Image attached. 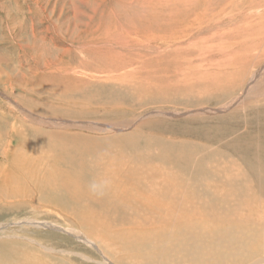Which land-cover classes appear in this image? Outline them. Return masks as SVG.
Masks as SVG:
<instances>
[{
	"label": "rangeland",
	"instance_id": "1",
	"mask_svg": "<svg viewBox=\"0 0 264 264\" xmlns=\"http://www.w3.org/2000/svg\"><path fill=\"white\" fill-rule=\"evenodd\" d=\"M147 1L151 2L150 0ZM147 1L146 4L148 3ZM167 1L169 2V6L163 8V13L170 11L172 5L179 7L185 5L184 10L187 16L182 21L185 26L182 25L180 29L178 28L174 31V35L179 34L177 36L179 38L181 37L180 40H182V43L179 46L170 38L171 32L166 36V39L171 43V47L167 50V56L159 66L164 65L167 67L163 70L161 69L164 74V80L161 77V82L164 84L170 83V85L165 87L161 82L160 84L157 83L156 86H159L156 89L163 90L154 91L150 82L144 83L143 86L140 85V83H143V79L141 78L143 75H148L150 78L151 76L149 74L153 72L156 76L155 79H157V76L159 77L156 72L159 69L152 71L146 67V63L139 62V67L134 65V63H128L125 66L127 68H123L124 70L120 68L119 71L109 72L111 71L109 69L111 57H109L105 63L100 64L106 67L104 73L94 69H84L79 66L93 58L92 54L85 48V42L82 39L87 38L89 35L93 37L98 35V31H94L96 34L93 32L90 33L93 26L97 27L96 23L98 19L102 18L112 8L117 9L118 7H122L126 9L127 13L132 15V20L133 12L136 9L138 10V8L140 10L146 4L139 3L137 0H0V163L4 161L7 165L11 163L10 165H14L12 175L16 174L17 177L21 176L18 178L20 180L19 183L12 191L3 192V187L0 184V226H6L0 229V253H3L2 258H7L6 264H107L104 261L102 253L110 259L107 260L109 264H167L164 260H161L164 255V249L162 246H159L158 242L148 243L143 241L142 238H139L124 242L125 244L122 245L117 242L113 247L107 241L112 246L110 251L105 247L106 241H101V238H98L99 236L97 234L88 233L80 225H77L78 227L74 226L76 225L75 223H78L77 220L69 219L71 216L65 215L64 212L61 214L63 210L71 209L68 202L70 193H79L77 196L87 194L92 198L95 194L101 197L104 193L100 194L99 191L91 192L90 190V184L95 181L96 169L90 173L77 172L72 157L74 151L70 143L68 146L64 144L66 147L59 145L58 156L51 160L52 155H49L48 152L53 153L52 147L48 143L46 144V141L39 139L40 133H45L46 135L49 133L47 136L49 139L52 137V139L54 138L53 140L59 142L61 137H58V135L64 136L65 134L64 138L66 140L76 134H85L88 136V139L86 137L84 139L92 140L95 146H100L105 150L107 148L110 151L119 150L120 146L123 145H120L119 140L130 137L131 142H133L132 147H135L137 149L136 151L148 145L149 150L147 152H150L149 154L153 156L160 155L161 152L171 153L181 148H184L186 151L191 149L196 153V156L194 155L196 159H206L208 161L207 167L216 165L213 162L220 158L228 162L230 159L236 157L234 153L236 149L254 142L253 139L233 142L231 147L232 151L225 147L226 144L235 138L236 134L245 131V125L242 120L245 113L242 106L243 101H248L251 96L254 98L253 96L262 92L255 93V90H259V87L260 89L264 87V60L251 66V72L245 84L237 83L239 82V78L235 75L234 78L237 84L235 88H232L226 94H223L227 91L225 89L234 83L233 77L230 76L229 64L226 66V69L229 71L227 70L226 72L230 75L227 76L224 73H214L211 69L206 70V78H216L215 76H217L218 78L216 80L220 85L217 86L216 90L209 92V95L205 91L197 92L195 90L196 86L198 87L200 84L199 80L201 78V75L196 72L199 69L202 70L203 66L195 70V75L193 73V66L213 60L203 59L204 61H201V59H196L193 61L191 60L193 56L190 55V53L196 51L197 46L202 44V38H205V34L206 36L208 35V29H217L216 23L218 21L220 24H229L231 11H238L233 8V2H240L241 0H232L231 7L230 0H189L190 2L188 0H161L163 3H167ZM129 5L133 6V8H130ZM258 7H254L252 11H259ZM177 15L178 18L183 19L182 13L177 12ZM149 17L150 21L159 22L155 19L153 12ZM113 19V17L110 18L111 22L117 24ZM185 22L188 23L186 24ZM199 25L206 26L203 27V30L196 31L193 29L194 26ZM99 30L102 29L99 28ZM116 32L114 27H111V29L106 31L104 36L102 35L103 37L97 36L94 40L99 39L96 41L97 45L103 50L108 51L112 48L111 38L115 37ZM118 33L122 37H130L127 51L134 52L136 50L135 53L140 54L141 51L151 52L153 49L152 46H149L150 49H147L144 45L146 36L147 38L153 37V32L146 36L143 34L130 35L125 31V27L121 25ZM213 38V40H207L209 44L206 40H203L208 46H211V44L212 46H219V38H216V35ZM134 41H139L140 43L138 42V44ZM191 41H193V45L190 47ZM222 43H224V40ZM220 47L222 48L221 45ZM226 50L227 48H224L225 52ZM188 52L190 56L186 55ZM175 54H178V56H175ZM207 54L204 56H207ZM100 55L102 58H105V54L100 53ZM210 55L212 56V54ZM213 56L215 58L219 56L218 58L220 59L224 56V59H221L223 63L225 60H230L227 53H224V55H221V53H218V55L213 54ZM188 58L191 61L185 66V61ZM178 68H181V71L180 69L177 71L176 69ZM138 69H140V72H137L139 71ZM226 69L225 66L220 65L217 66L216 71L223 72ZM131 70L133 71V75L131 74ZM145 70H148V74ZM175 70L176 72L180 71V73H175ZM203 73L204 71L201 72V74ZM177 74L178 78H176ZM180 75L182 78L179 77ZM255 75L259 78L253 81V76ZM137 77L140 79L137 80ZM171 77L173 78L170 79ZM212 79L209 80L211 81ZM129 80L136 81L135 85L133 84L134 81L130 82ZM192 80L194 82L196 81L195 84L197 85ZM177 81L180 82L178 83ZM210 81L206 84H209ZM136 83L140 86L137 87ZM180 83H185V85H189L190 87L180 85ZM177 84L179 85L177 86ZM250 85L254 89L251 90L252 93L246 92L247 95L249 94L247 96L245 90ZM122 86L126 88L124 87L125 89H123L121 88ZM130 86L134 87L132 89L135 93L128 92V87ZM167 87L171 88H168L171 92L168 91ZM173 87L178 89H172ZM174 90L176 92L178 91L179 96ZM191 90H195L197 93L194 91L191 93ZM233 90L236 91L234 92ZM139 91L142 92L140 93ZM163 91H166L165 96H155L154 92L164 94ZM188 91L191 92L189 93ZM171 93L176 95L177 101L174 102L173 100L175 99H171V95H169ZM185 93L188 94L187 98L183 95ZM115 96H119V99L115 98ZM241 97L245 98L241 100ZM185 98H189V101ZM162 99L165 100V103L161 102ZM99 101L103 103L101 104ZM132 101L133 104H131ZM233 101L237 102L233 103ZM188 102H191V104ZM119 108L122 110H119ZM233 122L236 124L232 128L233 134L230 131L225 132L224 130H227ZM56 133L57 136H55ZM168 134L172 136H168ZM107 138L111 142L113 141V143H110ZM177 138H179V141ZM223 142H226L224 147L221 144ZM129 148V146H126V149L129 150ZM212 151L216 152L213 158H211ZM15 155L18 158H15ZM169 155L167 154V156ZM131 156L133 159L134 154L132 153ZM26 159L30 161V164L33 162L34 166H36L35 169L37 171L35 173L33 172L34 166L31 165L27 166L29 169L26 168L20 172L18 169H15L16 165L22 164V161L25 162ZM178 160L180 161L181 159L178 158ZM96 161L98 162V160ZM237 162L239 161L237 160ZM36 163L39 165L37 166ZM132 163L138 165V163ZM147 164L149 165V163ZM164 164L168 165L169 163ZM191 164L193 165L192 160L190 162ZM140 165L144 166L143 163H140ZM238 166L242 167L241 164ZM184 170L185 168L183 172ZM29 174H35L32 175L31 180L29 179ZM43 179L47 181L49 189L54 194L66 198L64 201L52 199V204L59 207L57 212L55 208H52L54 205L50 206L46 204L41 193L33 187L34 182ZM64 179L70 180L73 186L78 188H70L71 191L67 192L61 184ZM186 179L198 190L197 186L200 182L191 177L190 170ZM28 181H31V183ZM105 187H107V184ZM87 198L85 199L87 200ZM85 199L80 198V202ZM226 202L225 206L230 204L228 200ZM262 202L263 205H260V199L257 200L259 206H264V200ZM93 207L102 216L104 224L100 228L103 232H119L122 231V227L125 228L128 225L129 220H119V218L114 217L101 206L93 205ZM243 213L248 214L246 211H243ZM256 213H261L262 222L258 223L251 216V223L244 225L239 230L251 231L253 235L264 234V207H260L259 210H256ZM27 220H43L54 223L56 226L55 228L39 227L29 224ZM138 223L129 222L130 226L123 229L127 231L125 234L131 232L136 225L137 228H140ZM76 229L82 232L85 231V234L87 232L84 236H89L88 238H91V241H85L83 238L77 239L73 234L69 233V231ZM100 243L102 244L100 245ZM157 248H159V259L149 260L154 258L153 252ZM248 248L249 250H247ZM245 250L247 251L237 253L232 249L228 250L223 255H226V253L228 255L229 253H234L236 255V257H232L234 260L216 262L217 264H257L259 260L264 259V244L260 246L256 245L254 238H250L249 243L245 244ZM18 254L21 256L23 254V259L26 260L22 258L14 260L15 257H18ZM213 257L216 258L218 256ZM140 260H148V262H140ZM173 261L176 262L177 260ZM182 264L187 263L182 262Z\"/></svg>",
	"mask_w": 264,
	"mask_h": 264
},
{
	"label": "bare ground",
	"instance_id": "2",
	"mask_svg": "<svg viewBox=\"0 0 264 264\" xmlns=\"http://www.w3.org/2000/svg\"><path fill=\"white\" fill-rule=\"evenodd\" d=\"M137 1L142 4H146L147 0H137ZM150 1L151 2L147 1L148 3L146 4V6H142L140 10L138 8V10L136 9L133 12L132 20H131L132 15L130 13H127L126 9L122 7H118L117 9L112 8L111 10H109L108 13L103 15L102 18L98 19L96 23L97 27L93 26L90 33L92 32L94 33V31H98L97 36H102V35L104 36V34L106 33L108 29H111V27H114L115 31L117 32H116V35H114L115 37L111 38L112 48L108 51H105L102 48H100L96 43V41H98L99 39L94 40V38H96L97 36L93 37L89 35L87 38H83L82 41L85 42L84 43L85 48L87 49L89 53L92 54L93 58L79 66L84 69H94L98 72L104 73L106 67L101 66L100 64L105 63L109 57H111V61L109 62V69L111 71L109 72L119 71L120 68L123 69L128 63H134V65H137L138 67H139V62L146 63L145 64L146 67L152 71L159 69L158 71H156L159 77L157 76V79H155L156 76L155 74H153V72L152 74H149V76H151L150 78L148 77V75H143L141 76V78L143 79V83H140V85L143 86L144 83L150 82V85L152 86L154 91H157L158 89L156 88L159 85L156 86V84L157 83L160 84L161 77L164 76V74L162 73V70L167 68L164 65L162 66H159V65L162 64V62L167 56V50L171 47V43L166 39V36L171 32L170 38L172 39V41H174L177 46H179L182 43V40H180L181 37L179 38L177 36L179 34L174 35V31L177 30L178 28L180 29V27L183 25L182 21H184L187 14L185 15V10H184L185 5H183L182 7H179L177 5H174V6L172 5L170 11H168L167 13H163L162 11L163 8L169 6L168 1L167 3H163L161 2V0H150ZM231 2L232 0H230L229 2L230 7L232 6ZM256 6H259L258 7L259 11H256V12L254 10L252 11V9ZM129 7L133 8V6L131 5H129ZM233 8L237 9L238 11L237 12L231 11V15L229 16V24H226V23L220 24L218 21L216 23L217 29L215 28L208 29L207 30L208 35L206 36L205 34V38L204 37L202 38V44L196 47L195 52L190 53V55L193 56L191 58V60L193 61L196 59H201V61H204L203 59L213 60V61H205L204 64L200 63L199 65L193 66L194 75H195V70L203 66L202 70L199 69V71L197 70L198 72H196L197 74L201 75L200 80L198 78L200 84L198 85V87L197 86L196 88L194 87L197 92L205 91L207 92V94L210 95L209 92L216 90L217 86L219 85V83L216 80L218 78L217 76H215L216 78L209 76L210 77L209 79L213 78L211 81L208 78H206L207 77L206 70L211 69V71H213L214 73H217V74L224 73L226 74V76L231 74L230 76L233 77L234 83L232 85H229L230 86L229 88L227 87L225 89V91L227 90L225 93L222 92L223 94H226L229 90H231L232 88H235L237 83L245 84L246 83L245 81H247L246 79L248 78V75L251 72V68H252L251 66L256 65L257 63H260L261 61L264 60V0H241L240 2L234 1ZM152 12L155 15V19L159 22L150 21L149 16ZM177 12H180L183 14L182 20L178 18L179 14L177 15ZM111 17L114 18L113 21L117 24H113L111 22L110 20ZM197 24H200V23H197ZM121 25L125 27V31L128 32L130 35L131 34H143L146 36V35H149L151 32H153L154 36L151 38L150 37L147 38L146 36L145 42H144L145 47L147 49H150L149 46H152L153 51L151 50V52L149 51L142 52L139 49L141 51L140 54L135 53L136 52L135 49H134L135 50L134 52L127 51V49L129 48L130 37H122L121 35H119L118 32H119V28ZM204 26L202 25L194 26L193 29L196 31L203 30ZM99 28H101L102 30H99ZM94 34H96V32ZM215 35H216V38L217 37L219 38V41H220L219 43L222 46V48L220 47V45L219 46L217 45L212 46V44L211 46L207 45L208 43L207 40H210V39L213 40L214 39L213 37H215ZM203 39L206 40L207 43L204 42ZM134 40H137V39H134ZM223 40H224V43H222ZM134 42L138 43L139 41H134ZM192 45H193V41L190 42V47ZM224 48L225 49L227 48L226 52L224 51ZM100 53L105 54V58H102ZM218 53H221V55H224V53H227V55H229L228 58H230V60L228 59L227 60L228 62L225 60L224 63L221 62L222 61L221 59L222 58L224 59V56L223 57L220 56L222 57L221 59L218 58L219 56L217 58L213 56V54L218 55ZM206 54L207 56H204ZM210 54H212V56ZM186 55L190 56L189 52ZM175 56H178V54H175ZM191 60H189L188 58L185 61V66L188 65L189 61ZM228 64H229L230 74L226 72L228 70L226 69V66H228ZM129 65H132V64H129ZM220 65L225 66L226 70H224L223 72H217L216 68L217 66H220ZM174 67L177 68L176 66ZM179 69L181 71V68H178L176 70L178 71ZM138 70L139 71L137 72H140V69ZM176 70H175V73H180V71L176 72ZM147 71L145 70L146 73ZM202 71H204L203 74H201ZM123 73H121V75H123ZM132 73L133 71L131 72V74ZM181 75L179 77H181ZM235 75L236 77L239 78V82L237 83H236V79L234 78ZM124 78L126 79V77ZM172 78L173 77H171L170 79ZM176 78H178V74ZM253 78H254L253 79L254 81L256 79L258 80L259 77L255 75L253 76ZM127 79L129 78L127 77ZM138 79L140 78L137 77V80ZM170 79H168V81H170ZM163 80H164V77H163ZM173 80H177V79H173ZM183 80H182V83H183ZM129 81L131 82L134 80H129ZM208 81H210V83L206 84L208 83ZM52 82L54 81L52 80ZM135 82L136 81H134L133 83L134 85H135ZM172 83L175 84L174 81H172ZM182 83H180V85ZM121 85H118V86H121ZM140 85H137V87ZM164 85L166 87L167 85H170V83H167V84L165 83ZM178 85L179 84H177V86ZM182 85H185V83ZM125 86L127 87L126 84ZM125 86H122L121 88L125 89L126 88ZM185 86L188 88L190 87L189 85H185ZM130 87H128L129 89L127 88L129 90L128 92L129 93L134 92V90L132 89L134 87H131V88ZM174 87L172 89H176V90L178 89ZM168 88L170 87H167V89ZM170 89H168V91ZM181 89L184 90L183 88ZM253 89L254 88L251 87L250 85L246 90L245 89L244 90L246 93V92H251V90ZM262 89H260L259 87V90H255V93L260 92V91L262 92L260 94H256L255 96H253L254 98H252L251 96L252 99L250 98V100L248 101L247 100L243 101L244 103L241 102L243 103L242 106L245 110L244 117L242 119L243 124L245 125V131H242L241 133L236 134L235 138H233L230 143L225 145V143L229 141L228 140L225 143L223 142L221 144H223L222 145L223 147L225 145V147L228 150L232 151L231 147H232L233 142H236L239 140H245V139H253L254 142L250 145H246L242 148L236 149L234 151L236 157L230 159L228 162L223 161L221 158L217 161H214L213 163H216V165H214L213 167H207L208 161L206 159H196L195 157L196 153L191 149L186 151L184 148L183 149L181 148L171 153L161 152L160 155L158 154L156 156L150 155L149 154L150 152L149 153L147 152V150H149L148 145L145 146L143 149L136 151L137 149H135V147H132L133 142H131L130 137L119 140L120 145L123 144L122 146H120L119 150L110 151L109 149L107 150V148L105 150L101 148L100 146H95L92 143V140H87L88 136L85 134L84 135L76 134L74 136H71V138H67L66 140L64 138L65 134L64 136L58 135V137L59 136L61 137L60 142H59L57 140L56 141L53 140L54 138L52 139V137L49 139L47 137L49 133L47 135L45 133H40L41 135H39V139L46 141V144L48 143V145L52 147L53 153L48 152L49 155H52L51 160L55 159L58 156L59 145L66 147L65 145L67 144L68 146V144L70 143L74 151V155L72 154V157L74 159V166L77 172L78 173H81V172L90 173L96 169L95 181H102V180L107 181V187L103 186L100 190H98L100 194L104 193L101 197L98 194H95L94 197L92 198L90 195H87V194H83L84 196H77L79 195V193H75V192L70 193V199L69 201L68 200L67 201L69 202L71 206L70 210L72 211L63 210L61 214L64 212L65 215L71 216L69 219L77 220L79 224L75 223L76 225L74 226L78 227L77 225H80L81 227L85 228V230H87L88 233L97 234L99 236L97 237L101 238V241H106L105 247H107L108 250L110 251H111L112 246L114 247L117 242L118 244L122 245V244H125L124 242H128L132 239L142 238L143 241L148 242V243L158 242L159 246H162L164 249V255L161 258V260H164L165 263L167 264H182V262L187 263V264H217L216 261L226 262L227 260H234V258H232V257H236L234 253H229V255L228 253H226V255H223V253L228 250L232 249L236 253L249 250V248L245 250V244L249 243L250 238H254L256 245L258 246L263 245L264 244V234L253 235L251 231L239 230L244 225L251 223V216H253L258 223L262 222L261 213H258V214L256 213V210H259L260 207L262 208L264 207V206H259V204L257 203V200L260 199V205H263L262 200H264V90ZM162 90L163 89H159L158 91H162ZM195 90L193 91L196 92ZM191 91H188V92L190 93ZM193 91L191 93H193ZM165 92L164 94L156 93V92L154 93H155V96L163 97L166 95ZM150 93H153V92H150ZM186 93L183 95H185L187 98L188 94ZM173 94L171 93L169 95H171V99H175L173 100L175 102L177 101L176 95H173ZM178 94L179 93H177V95ZM58 97L60 98V96ZM118 97L115 96V98L119 99ZM122 97L126 98L125 96H122ZM244 98L241 97V100ZM111 100L113 99L111 98ZM137 101H138V98H137ZM164 101H165L164 99L161 100V102H164ZM99 102L101 103V101ZM235 102L237 101H233V103ZM101 104H98V105H101ZM131 104H133V101ZM159 104L161 103L159 102ZM189 104H191V102ZM119 110H122V109L119 108ZM235 125L236 124L233 122L232 125L227 128V130H224V129L223 130L225 132L230 131L231 134H233L232 128ZM57 133L55 136H57ZM179 134L181 133L179 132ZM170 135L168 134V136ZM84 137H86L87 139H84ZM177 139L179 141V138ZM108 141L110 143H113V141L111 142L110 139ZM126 146L130 147L129 150L126 149ZM28 150L30 151V149ZM15 153L17 154V152ZM132 153L134 154L133 159L131 156ZM167 154H170V155L167 156ZM214 154H216V152L212 151L211 158L214 157ZM16 156L17 155H15V158H18L19 154H18V157ZM178 158H180L181 160L179 161ZM96 160H98V162ZM191 160L193 162V165L192 164L190 165ZM237 160L239 162H237ZM132 162L138 163V165H134ZM5 163H6L5 161L3 163H0V166H2L0 169V184L3 187V192H9L10 190L12 191L13 188L19 183L20 180H18V178H20L21 176L18 175L20 177H17L16 174L12 175V170H13L14 165L13 166L10 165L11 163L7 165ZM140 163H143L144 166H141ZM147 163H149V165ZM164 163H169V164L165 165ZM32 164H30V161H27L26 159L25 162L22 161V164H19V165L15 164L16 165L15 169H18L20 172L22 170H25L27 166L29 165L34 166V164L33 165ZM239 164H241L242 167H239L238 166ZM38 165L39 164H37V166ZM35 167L36 166H34V169H33L34 173L37 171ZM184 168L185 170L183 172ZM189 170L191 172V177L194 180L200 182V184H198L197 186L198 190L192 186L191 182L188 179H186ZM32 175H35V174H29L30 180L32 178ZM28 182L31 183V181H28ZM61 184L65 187L67 192L71 191L70 188H75V189L78 188V187H74L73 183L70 180H66V179H64L61 182ZM24 186L26 187V185ZM33 187L41 193L43 200H45L46 204H49L50 206L54 205L52 204V199H56L58 201L59 200L64 201L66 199L63 196L54 194L51 191V189H49L48 183L45 179L34 182ZM86 197H88L87 200L85 199ZM80 198H83L85 200H82L80 202ZM226 200L230 202V204L228 203L229 205L227 206H225L226 205L225 203H227ZM93 205L101 206L105 211L109 212L114 217L119 218V220H122V221L129 220V222H134V223L139 222L138 225H140V228H137V225H136V227L133 228L131 232H129L128 234H125L127 231L123 229H126L130 226L128 222V225L125 226V228L123 227L121 228L122 231L114 232V233L112 232L105 233L100 228L104 224L102 221V216L98 212V210L93 207ZM36 206H39V205H36ZM52 208H55L56 212L59 209V207L56 205H54ZM243 211H246L248 214H244ZM27 222L29 224H32L35 226L37 225L39 227L55 228L56 226L54 223L43 221V220L42 221L27 220ZM5 227H6L5 225H1L0 229H3ZM74 231L71 230L69 231V233L73 234L75 238L77 239L83 238L85 241H88V242L89 240L91 241V238L89 239L88 235H87L88 237L84 236L87 234V232L85 234V231L82 232L78 229ZM101 244L102 243H100V245ZM2 255L3 253H0V259H1L0 264H6L7 258L6 259L2 258L3 257ZM102 255L104 257V261L107 264H109L107 260H110V259L107 258L103 253ZM153 256L154 258L149 259V260L159 259V256H160L159 248H157L153 252ZM213 256H218V257L215 258ZM19 258L23 259V254L22 256L18 254V257L17 258L15 257L14 260H17ZM23 260H26V259H23ZM173 260L175 261L177 260V261L174 262ZM142 261L148 262V260H140V262ZM257 264H264V259L259 260Z\"/></svg>",
	"mask_w": 264,
	"mask_h": 264
},
{
	"label": "clouds",
	"instance_id": "3",
	"mask_svg": "<svg viewBox=\"0 0 264 264\" xmlns=\"http://www.w3.org/2000/svg\"><path fill=\"white\" fill-rule=\"evenodd\" d=\"M107 184L106 180H102V181H93L90 184V190L93 192H97L98 190H100L103 186H105Z\"/></svg>",
	"mask_w": 264,
	"mask_h": 264
}]
</instances>
